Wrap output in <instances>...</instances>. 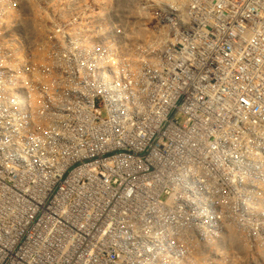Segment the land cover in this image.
<instances>
[{
    "label": "built area",
    "instance_id": "built-area-1",
    "mask_svg": "<svg viewBox=\"0 0 264 264\" xmlns=\"http://www.w3.org/2000/svg\"><path fill=\"white\" fill-rule=\"evenodd\" d=\"M15 9L0 0V264H260L264 0Z\"/></svg>",
    "mask_w": 264,
    "mask_h": 264
},
{
    "label": "rangeland",
    "instance_id": "rangeland-1",
    "mask_svg": "<svg viewBox=\"0 0 264 264\" xmlns=\"http://www.w3.org/2000/svg\"><path fill=\"white\" fill-rule=\"evenodd\" d=\"M8 1H10L13 4V6L16 7L13 14L16 16L19 15L20 17H22V21L28 20L33 17L40 18V17L54 16L56 15L57 11H59L61 8L64 7V3H65V0H8ZM110 2L111 0H72V3L79 7H82L84 4H88V5H92L95 7L99 6L102 9L101 11H104V9H106V7L110 4ZM6 15L7 14H5L4 16ZM36 37L37 38L43 37L42 31L37 30ZM212 198L217 199L218 196L214 194L212 195ZM240 240L246 243L245 239L243 238L236 239V241H239V242ZM257 244H258L257 249L259 250L260 248H262L263 253H261L260 255L257 254V256L252 257L251 259L259 262L260 264H264V239L260 238ZM191 249L197 251L195 256L200 255V250L197 247L195 248L191 247ZM192 253L193 252H191V254ZM193 263L197 264L196 261Z\"/></svg>",
    "mask_w": 264,
    "mask_h": 264
},
{
    "label": "bare ground",
    "instance_id": "bare-ground-1",
    "mask_svg": "<svg viewBox=\"0 0 264 264\" xmlns=\"http://www.w3.org/2000/svg\"><path fill=\"white\" fill-rule=\"evenodd\" d=\"M120 2H121V5L122 6H124L125 4H128V5H130V6H132V4H133V2H134V0H120ZM48 3V2H47ZM51 4V3H50ZM49 4V5H50ZM61 6V5H60ZM51 7V6H50ZM54 12V11H53ZM12 21H16L15 19H11V18H7V20L5 21L7 24L9 23V22H12ZM20 27H21V25H20ZM40 34V33H39ZM215 226H217V222L215 223ZM214 229V228H213ZM178 232H182V230H178ZM205 242H206V240L204 239V238H202V236L200 235V234H198L197 235V237L196 238H194V237H188V235H184L181 239H180V241H179V243H180V245H186V244H188L189 246H191L192 248H195V247H197L199 250H203L204 249V247H205Z\"/></svg>",
    "mask_w": 264,
    "mask_h": 264
}]
</instances>
